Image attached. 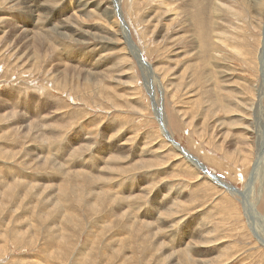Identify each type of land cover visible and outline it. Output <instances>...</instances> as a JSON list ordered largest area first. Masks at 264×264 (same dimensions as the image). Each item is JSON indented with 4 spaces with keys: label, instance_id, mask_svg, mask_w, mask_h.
<instances>
[{
    "label": "rangeland",
    "instance_id": "obj_1",
    "mask_svg": "<svg viewBox=\"0 0 264 264\" xmlns=\"http://www.w3.org/2000/svg\"><path fill=\"white\" fill-rule=\"evenodd\" d=\"M48 2L0 0V264H264V174L238 193L264 162V15L248 0Z\"/></svg>",
    "mask_w": 264,
    "mask_h": 264
},
{
    "label": "bare ground",
    "instance_id": "obj_2",
    "mask_svg": "<svg viewBox=\"0 0 264 264\" xmlns=\"http://www.w3.org/2000/svg\"><path fill=\"white\" fill-rule=\"evenodd\" d=\"M8 1V0H7ZM47 1H51V0H47ZM55 1H57V0H55ZM106 1H108V0H106ZM111 2H112V4H113V6L118 2V0H110ZM247 1V0H246ZM249 2H250V4L252 3V5H253V8H254V11H255V13L257 14V15H259V16H263L264 15V5H263V3H264V0H248ZM44 2V1H43ZM48 2V3H49ZM74 2V1H73ZM216 2V1H215ZM221 2V1H220ZM234 2H235V0H234ZM242 2V1H241ZM245 2V1H244ZM18 3H20V2H18ZM59 3V2H58ZM95 3V2H94ZM93 3V0H80V2L77 4V5H79V7H76L75 9H77V11L79 10V9H81V10H86V11H88V13H90L91 11H93L94 10V7H92V5L94 4ZM222 3V2H221ZM229 3H230V5H233V4H231V2L229 1ZM228 3V4H229ZM240 3V2H239ZM14 4V3H13ZM55 5V4H54ZM225 5V4H224ZM244 5V4H243ZM246 5H248L247 3H246ZM245 5V6H246ZM43 6H44V4H43ZM203 6V5H202ZM235 6H238V5H235ZM24 7H27V8H29V10H31V11H29V13L31 12V13H33L34 12V9H33V5L31 4V3H29V4H27V5H25L24 4ZM41 7V5H39L38 6V9L37 10H39V8ZM217 7V6H216ZM226 7H227V5H226ZM248 6H246V9L248 10V8H247ZM221 8V7H220ZM224 8V7H223ZM243 8V7H242ZM245 8V7H244ZM250 8V7H249ZM44 9V8H43ZM106 10H111V7L110 6H107L106 8H105ZM114 9H115V7H114ZM230 9V8H229ZM73 8H72V12H73ZM195 10V9H194ZM233 10H235L234 9V7H233ZM236 10H237V8H236ZM238 10H240V9H238ZM220 11V10H219ZM223 11V10H222ZM244 11H245V9H244ZM243 11V12H244ZM252 11V10H251ZM195 11H193V13H194ZM216 12V11H215ZM233 12H235V11H233ZM250 12V11H249ZM39 13V12H38ZM217 13H218V11H217ZM217 13H215V14H217ZM245 13V12H244ZM41 14V13H40ZM60 14V13H59ZM87 14V13H86ZM109 14H111V13H109ZM76 15L77 14H71L70 13V15L69 16H67V17H65L62 21H60V24H61V30L59 31V33L60 34H63V35H65L66 34V30H70V23L74 20V18H75V20H76V18L78 17H76ZM235 15V14H234ZM241 15V14H240ZM113 16L115 17V18H117V14H116V10H114V12H113ZM238 16V15H237ZM256 16V15H255ZM59 17V16H58ZM213 17H215V16H213ZM245 17V16H244ZM248 17V16H247ZM254 17V16H253ZM34 18V17H33ZM61 18V17H60ZM59 18V19H60ZM216 18V17H215ZM255 19H256V17H254ZM260 19V18H259ZM263 19V18H262ZM219 20V19H218ZM258 20V19H257ZM28 21V20H27ZM221 21V20H220ZM253 21V20H252ZM264 22V21H263ZM80 22H78L77 24H79ZM217 23H219V22H217ZM212 24V23H211ZM210 24V25H211ZM259 24V23H258ZM80 25V24H79ZM218 25V24H217ZM24 27H22V30L20 31L21 33H22V36H23V39H27L29 42H31V38H33L34 39V37H37L38 36V34L36 33V30H35V28L34 27H32V26H30L29 24H25V25H23ZM214 26V25H213ZM216 26V25H215ZM214 26V27H215ZM210 27V26H209ZM212 27V26H211ZM77 29V28H76ZM115 30H117V32H118V28L117 27H115ZM215 30V29H214ZM222 32V31H221ZM228 33V32H227ZM118 34H119V32H118ZM220 34V33H219ZM225 34H226V32H225ZM68 35V34H67ZM219 36V38H221L222 36H220V35H218ZM218 36H215V37H218ZM262 36V35H261ZM7 37V36H6ZM17 37V36H16ZM218 38V39H219ZM20 39H22V38H20ZM37 39H39V38H37ZM217 39V40H218ZM215 40H216V38H215ZM220 40V39H219ZM263 40H264V38H263ZM221 41H222V38H221ZM25 43V42H24ZM27 43V42H26ZM25 43V44H26ZM32 43V42H31ZM34 43H37V44H39L40 43V41L39 42H34ZM34 43H32V44H34ZM30 44V43H29ZM27 48V47H26ZM3 49V48H2ZM260 59H261V70H262V76L264 77V42H262V48H261V55H260ZM98 67H99V65H98ZM115 65L114 64H112V65H110V66H108V65H106V66H103V70H95V71H91V70H87V72L86 73H84L85 74V79H88V80H91V79H96L97 77H98V75L101 73V72H111L112 70H114L115 69ZM92 68H94V69H97V67H96V65L95 66H93ZM57 74V73H56ZM109 76V75H108ZM100 79V78H99ZM100 81V80H99ZM263 81H264V78H263ZM87 82V81H86ZM89 82V81H88ZM94 82V81H93ZM100 83V82H99ZM90 84V83H89ZM77 90V89H76ZM78 91V90H77ZM262 92L264 93V84H263V88H262ZM240 93V92H239ZM241 97V96H240ZM263 99V98H262ZM240 101H241V99H240ZM240 101H238L239 103H240ZM8 102V101H7ZM6 104V103H5ZM242 104V103H241ZM10 107L9 106H4L3 107V109H4V112L5 111H8L7 109H9ZM241 110V109H240ZM9 113V112H8ZM6 115H8V114H6ZM241 115V114H240ZM28 122V121H27ZM26 123V122H25ZM261 124V123H260ZM261 127H263V129H262V131L264 132V125H260ZM166 135V134H165ZM168 137V141L169 140H171V138H173L171 135H167ZM261 139H264V134H263V136H261ZM170 142H172V141H170ZM172 145L174 146L175 144H173L172 143ZM179 146V145H178ZM178 146H174V148H176L178 151H180L181 152V154H183V156L187 159V160H189L191 163H193L194 164V166H196L197 168H199L200 170H203V171H205L206 170V166L203 164V163H200L194 156H191L185 149H180V146L178 147ZM237 147V146H236ZM235 147V148H236ZM70 152V151H69ZM40 153V152H39ZM68 159V158H67ZM108 159V158H107ZM88 160V159H87ZM110 161V160H109ZM111 162V161H110ZM261 164H262V160H261V157H258L257 158V160H256V169H257V171H254L253 172V175H252V178H251V182L249 183V186H248V189H246L245 191H239L238 193L239 194H241V195H243L244 197L245 196H249V194H250V191L253 189V184H255V181L257 180V178L258 177H260L261 175H259L258 173L259 172H261V173H263L264 174V162H263V165H262V167H261ZM260 170V171H259ZM107 171H109V170H107ZM108 173V172H107ZM110 173V172H109ZM108 173V174H109ZM210 173V175H206L208 178H210V179H212V181L214 182V181H216V180H214V178H217V175H215L213 172H209ZM263 177V183H264V176H262ZM262 177H261V179H262ZM260 179V180H261ZM219 183L220 184H222V185H225L224 184V182L223 181H219ZM262 187H263V184H262ZM143 188V187H142ZM145 188V187H144ZM143 191V190H142ZM177 200V199H176ZM259 203V202H258ZM245 206H246V210H247V213L250 215V218L254 221V220H259V218H262V217H260V214H259V212H258V210H256L257 208H255V203H253V202H251L250 201V203L248 204V208H247V205H246V203H245ZM169 209V208H168ZM129 212V211H128ZM258 224V223H257ZM256 225V224H255ZM258 226H259V224H258ZM260 227V226H259ZM262 227H264V224H262ZM259 234L257 235V237H259V239H261L262 240V243L264 244V237L263 236H261L260 235V232H258ZM196 242V241H195ZM194 242V243H195ZM209 242V241H208ZM196 243H198V241L196 242ZM196 243H195V245H196ZM190 244V243H189ZM201 245H202V242L200 243ZM197 246H198V244H197ZM200 246V245H199ZM205 246V245H204ZM174 252H175V250H173ZM185 251V250H184ZM200 260V259H199ZM205 259L203 258V261H204ZM206 260H209L208 258L206 259ZM187 261V260H186ZM202 261V260H201ZM202 261V262H203ZM209 261H211V259L209 260ZM217 261V260H216ZM197 262V261H196ZM208 262V261H207ZM200 263V262H199ZM211 263V262H210ZM180 264V263H179ZM194 264V263H193ZM197 264V263H196ZM205 264V263H204ZM207 264V263H206Z\"/></svg>",
    "mask_w": 264,
    "mask_h": 264
},
{
    "label": "water",
    "instance_id": "obj_3",
    "mask_svg": "<svg viewBox=\"0 0 264 264\" xmlns=\"http://www.w3.org/2000/svg\"><path fill=\"white\" fill-rule=\"evenodd\" d=\"M172 142H173V140H172ZM175 145L177 146V143H175ZM179 147V146H178ZM182 148V147H181Z\"/></svg>",
    "mask_w": 264,
    "mask_h": 264
}]
</instances>
